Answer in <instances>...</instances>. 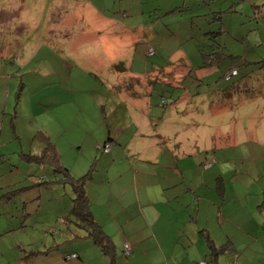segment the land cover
<instances>
[{"label":"crops","instance_id":"obj_1","mask_svg":"<svg viewBox=\"0 0 264 264\" xmlns=\"http://www.w3.org/2000/svg\"><path fill=\"white\" fill-rule=\"evenodd\" d=\"M36 2L35 14L43 13L49 37H37L29 56L0 53V264H38L34 262L37 251H31L29 259L24 257L19 236L25 230L24 219L17 207L6 211L9 203L2 193L13 194L24 184L3 181L8 172L13 173L9 167L14 166L19 175L23 170L46 175L38 165H48H28L23 156L42 151L43 145L33 138L39 131L55 145L60 163L68 169L73 151L76 162L82 152L95 154L85 185L91 211L113 245L131 246L133 260L162 253L174 264H184L186 259L187 264H197L204 258L215 264H264V207H259L264 199L262 73L255 78L257 85L263 84L262 101H240L238 106H246L238 119H232L230 102H219L217 113H202L196 103L183 101L182 92L191 93L181 83L184 69L155 70L169 56L159 53L169 37L156 40L160 21H147L136 0ZM61 26L86 34L88 41L59 31ZM149 46L157 48L152 56H147ZM248 82L240 83L238 90L244 87L248 92ZM172 85L183 91L163 105ZM217 90L209 88L212 94ZM93 111L97 114L90 120L94 127L83 132L92 137L88 143L78 132L87 126L80 117ZM74 127L80 130L75 132ZM218 137L238 142L240 160L215 178L216 158L206 169L199 160L203 152H213L203 160L219 155ZM200 139L212 143L200 147ZM105 142L111 143L108 152L96 149ZM76 172L87 170L84 166ZM42 174L40 184L54 178ZM129 209L133 213L125 224L122 215ZM137 219L143 227L136 228L131 239L125 226L135 225ZM143 233L154 249L139 250ZM68 254L65 259L70 264L82 263L77 252ZM99 264L109 262L104 256Z\"/></svg>","mask_w":264,"mask_h":264},{"label":"rangeland","instance_id":"obj_2","mask_svg":"<svg viewBox=\"0 0 264 264\" xmlns=\"http://www.w3.org/2000/svg\"><path fill=\"white\" fill-rule=\"evenodd\" d=\"M36 1L38 0H0V53L29 56L36 48L33 44L37 37H49V28L42 20L43 13L38 16L35 14ZM136 3L147 21L159 19L160 24L155 30L158 34L156 40H161L162 36L169 37L159 46V53L169 54V56L164 57L165 61L158 62L155 70L170 72L175 69L179 71L182 68L181 65L193 69L190 76H187L186 73L182 74L185 79L183 85L191 92H186L189 95L183 99L184 102L188 101V104L191 105L196 103L198 111L202 113H208L209 110L217 113L219 112V102H230L235 114L232 116L234 120L238 119L239 115L245 111L246 105L238 106L240 101H262L260 91L263 90V84L257 85L255 78L258 72L264 76V67L261 65L264 60V0H152L155 8L151 7L150 1L136 0ZM151 24L152 22L148 25ZM58 30H67L71 37L85 38L84 42L89 39L86 34L73 31L69 27L61 26ZM211 32L216 34L210 35ZM59 36L61 35L55 33V37ZM153 49L157 50L154 46ZM205 57L217 61L203 66L206 65L203 61ZM231 67L237 68L238 75L225 81L223 76ZM14 70L16 71L17 68ZM167 72L163 74L168 75ZM23 73H25V69ZM246 79H249V91L247 92L244 87L238 90L237 85L245 82ZM91 83L93 81L89 80L88 84L91 85ZM211 87L218 89L216 93H210L209 88ZM224 88L230 89V95L224 96L225 91L222 94ZM166 94L164 96L169 99L170 93L167 92ZM158 99L160 101L159 96ZM213 103L216 108H212ZM87 105L85 104V106ZM260 107L256 106L259 110ZM96 116L94 111L93 115L83 113L80 120L87 125L86 128L80 130L74 127L75 132L80 130L78 131L79 135L88 143L91 142L92 137L84 135L83 132L94 127V123H91L90 120ZM93 132L95 137H98V132ZM189 143L196 148L194 141ZM207 143L211 144L212 142L199 140L200 147ZM237 146L236 140L217 138L215 149L219 155H213V157L216 158V163L218 161L219 163L213 165L215 178L219 176L221 171L240 160ZM212 153L203 152L200 154L199 161L202 162L204 155ZM227 156H232L234 159H224ZM93 157L95 154L91 151L86 154L82 152V156L76 162L74 151L69 154L68 161L71 174L75 177L78 175L76 171L84 166L88 172L90 166L95 162ZM23 164L27 167L26 164L34 166L35 163ZM38 167L45 170L46 175L37 171L27 174L24 170L19 175L13 166L9 167L13 173L10 175L8 172L7 177L3 179L5 182L21 180L20 182L24 183L19 185V189L13 193L15 194L13 198L12 192L5 190L2 193L4 194V201L9 203L5 207L6 211L10 212L12 208L17 207L21 211V218L24 219L25 230L19 234L25 247L24 257L29 259L28 254L31 251H37L34 253V256L38 255L34 262L38 264H70L65 256L70 252H77L80 255V260L77 261H82L80 264L104 262V256L97 246L88 240L74 238L75 234H83L85 230L76 226L74 218L69 215L74 195L72 187L62 182L40 184L42 179L39 176L41 174L48 179L53 177L54 173L48 166L40 167L38 165ZM210 171L206 170L205 172ZM86 173L82 172L77 177ZM148 177L152 178L151 175ZM227 178L228 174L225 176V179ZM15 201L17 204L14 203ZM132 213V210L129 209L127 215H122L125 224L129 220L126 217H130ZM63 216L65 217L63 218L66 222L65 225L61 220ZM133 222L135 225H130L131 222L125 226L131 239L135 238L133 231L143 227L142 224L144 223L139 219ZM141 238L139 243L142 246L139 250L154 249L150 246L152 242L146 238L145 233L141 234ZM113 246L114 264H174L172 258H166L162 253L155 254L154 257L138 255L133 260L132 256L125 257L123 255L122 244L114 242ZM187 260L184 261V264H187Z\"/></svg>","mask_w":264,"mask_h":264},{"label":"trees","instance_id":"obj_3","mask_svg":"<svg viewBox=\"0 0 264 264\" xmlns=\"http://www.w3.org/2000/svg\"><path fill=\"white\" fill-rule=\"evenodd\" d=\"M209 34L214 35L216 33L211 32ZM154 53H155V50L153 49V47L149 46V49L147 51V56H152ZM203 61L206 64L203 66H207L208 64H210L212 62L215 63L217 60H215L213 58L205 57ZM118 65H120V64H117L115 66L118 67ZM261 65H262V67H264V60L262 61ZM181 67H182V69H184V70H182L183 72L186 70L185 73H187L188 70L190 71L189 73L186 74L187 76H190V74L193 72L192 67L190 69H188L187 67H184L182 65H181ZM237 75H238V70L236 67H234V68H230L228 70V72L226 74H224L223 78L225 81H228V80H230V78L237 76ZM183 77L181 80L182 85L185 83V79ZM178 85H180V84H178ZM183 87H184V85H183ZM239 87H240V84L237 85V88H239ZM169 89L170 90L168 92L170 93V95H173L174 98H173V96L169 95V99L166 97V100L162 101L163 105L166 104V101L168 104L171 101L173 102L175 97H176L175 95L176 94L180 95L179 93H181L183 91L181 88L173 86V85ZM186 89H188V88H186ZM229 90H230L229 88H224L222 91L223 92L227 91V93L230 95ZM182 93H183L184 98L187 95H189V94H186V92L185 93L182 92ZM33 138L35 140L39 141L43 145L42 151L39 154H31L30 153L27 155H23L25 157L24 158L25 161L30 162V163H36V164H46L52 169L55 179L53 181L52 180H50V181L45 180L43 182L44 184L48 183V182H51V183L62 182L64 184H69L72 187V191H73L74 195H73L72 206L70 208L69 215L74 218L75 225L78 226L80 229L83 228L86 232V233L84 232L83 234H75L74 238L76 237V238H82V239H89L93 245H95L99 248V250L101 251V254L107 258L109 264H114V258H113L114 246H113V243H111V240L109 239V237L104 233V231L100 228V226H98V223L95 221L94 215H93L91 208H90L91 204L89 202V199H88V196H87L86 190H85V185H86V182L90 179V171L93 168V165L90 166L89 171L85 175H82L80 177H74L71 174V172L69 171V169L60 163L58 150L56 149L55 145L49 140L48 136H46L43 132L39 131L33 135ZM106 143L111 145L110 142H105L103 144L96 145V149L102 152V149L97 148V147L98 146L102 147ZM110 149H111V147H110ZM208 161H212V164L215 163L214 158H212V157L206 158L201 163L202 169H206L204 167V164ZM219 181H222V179L221 180L219 179ZM259 207L260 208L264 207V199L261 202V204L259 205ZM63 218H65V217L63 216L61 220L63 221V223L65 225L66 222H65V220H63ZM67 218H69V217H67ZM124 246H123L122 253L125 257H127L131 254V246L129 245L128 253L125 251ZM52 248L54 249L55 247H52ZM71 255L78 257L77 254H70L69 257ZM204 259L208 260L207 258H204ZM208 261L210 264H215L213 260H208Z\"/></svg>","mask_w":264,"mask_h":264},{"label":"built area","instance_id":"obj_4","mask_svg":"<svg viewBox=\"0 0 264 264\" xmlns=\"http://www.w3.org/2000/svg\"><path fill=\"white\" fill-rule=\"evenodd\" d=\"M110 147H111V145L108 144V143H106V144H104V146H102V147H99V146H98L97 148H101L103 152H108L109 149H110ZM211 164H212V161H208V162H206V163L204 164V167L207 168V167H209ZM124 249H125V251L128 253V251H129V244H128V243L125 244ZM198 264H210V263H209L208 260L203 259V260H200V261L198 262Z\"/></svg>","mask_w":264,"mask_h":264}]
</instances>
